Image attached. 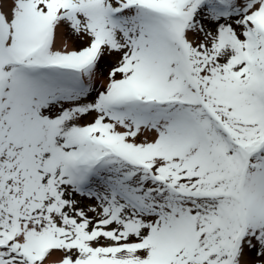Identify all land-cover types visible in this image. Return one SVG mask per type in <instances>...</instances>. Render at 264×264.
I'll return each mask as SVG.
<instances>
[{
  "label": "snow or ice",
  "instance_id": "obj_1",
  "mask_svg": "<svg viewBox=\"0 0 264 264\" xmlns=\"http://www.w3.org/2000/svg\"><path fill=\"white\" fill-rule=\"evenodd\" d=\"M0 264H264V0H0Z\"/></svg>",
  "mask_w": 264,
  "mask_h": 264
}]
</instances>
